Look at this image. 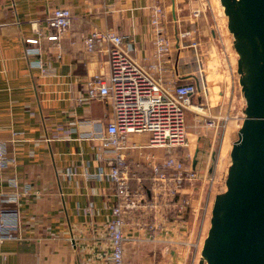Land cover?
Returning <instances> with one entry per match:
<instances>
[{
    "label": "crops",
    "instance_id": "1",
    "mask_svg": "<svg viewBox=\"0 0 264 264\" xmlns=\"http://www.w3.org/2000/svg\"><path fill=\"white\" fill-rule=\"evenodd\" d=\"M157 2L166 8L165 31L173 41L164 79L199 84V52L190 46L191 38L181 33L196 29L197 40L205 39L206 14L189 19L200 0H0V142H7L9 154L16 159L14 167L0 172V218L9 212L18 218L16 238L0 240V264H112L103 224L113 217L115 187L108 177L87 175L108 166L107 160L98 158L99 141L90 136L99 123L113 118V109L109 100L79 101L90 77L109 75L110 46L103 43L88 52L84 38L95 26L113 29L128 36L125 47L141 64L155 63L150 13ZM57 7L70 8L74 18L59 40L51 41L47 35L56 31L47 18ZM39 32L43 33L40 43L26 41ZM214 36L210 26V47ZM34 47H40L41 53L29 54ZM37 60L43 68L34 65ZM228 91L226 86L220 93L221 107H213L215 113L228 112ZM230 123L238 127L239 120ZM189 129L188 134L194 135V127ZM149 137L131 134L129 144L142 146ZM126 153L133 171L148 184L145 156L154 154L162 160L166 150L137 147ZM69 171L72 174L67 175ZM12 175L20 180V188L10 185ZM23 184L34 193L21 195ZM132 187H138L135 177ZM190 236L175 231L153 240L151 235L133 233L126 250L134 255L132 264H192V250L181 244ZM147 241L165 245L146 243L142 249L140 242Z\"/></svg>",
    "mask_w": 264,
    "mask_h": 264
},
{
    "label": "built area",
    "instance_id": "2",
    "mask_svg": "<svg viewBox=\"0 0 264 264\" xmlns=\"http://www.w3.org/2000/svg\"><path fill=\"white\" fill-rule=\"evenodd\" d=\"M213 6V0H200L191 8L189 19L201 18ZM73 18L70 8H54L47 21L49 27L56 32L48 34L47 39L59 40L61 34L71 26ZM165 21L166 8L159 2L154 3L151 6L150 22L154 34L153 56L157 61L147 66L141 64L125 47L128 36L118 34L113 29L95 26L84 38L88 52L96 51L103 43L110 46L108 49L109 75L95 74L90 77L86 82V94L79 98V101L109 100L113 109V118L107 123H99L96 132L90 136L99 141L98 158L102 161L107 160L108 166L99 167L97 173L87 175L88 178L97 179L108 177L115 187L116 202L112 208L113 217L103 224L105 237L110 242L112 264H126V245L133 239L126 231V218L130 214L139 211L140 208L151 210L159 207L174 216L172 221L163 225L161 233L175 231L181 233L179 227L169 228V226L176 224L180 228L187 229L189 222L184 216L191 206L192 192L197 187L196 183L207 181L206 185H209L211 193L215 182L214 174L210 177L208 173L201 175V171L194 166L195 156L189 154V162H187L186 158H178L172 153L174 148L185 146L189 142L186 114L188 110L195 112L201 109L200 105L194 102V96L199 90H205L206 84L202 78V69L199 84L177 83L164 79L166 57L173 49L172 38L165 31ZM181 35L191 38L190 46L197 50L200 42L196 37V29L184 30ZM42 37L43 33L39 32L38 37L29 38L26 41L29 44H38ZM28 53L40 54L41 48H29ZM34 65L44 67L41 60L35 61ZM193 106H197L198 109H193ZM244 117L210 113L208 125L216 130L220 127L227 128L230 120L240 119L242 122ZM137 133L149 134L148 142L142 146L130 145L129 136ZM137 147L166 150L162 160L154 154L145 156L144 164L150 171L148 184L144 183L138 172L133 171L127 157L126 151ZM15 165L16 159L9 154L7 142L1 141L0 172H7ZM137 166L139 167L140 164L137 163ZM66 174L72 173L69 171ZM134 177L138 181V187L135 189L132 187ZM9 183L15 189L21 187V182L15 175L10 176ZM33 193L34 190L29 184L22 185L21 195ZM210 193H208L206 209L210 204ZM17 226L18 218L15 212L2 214L0 240L16 238L13 232ZM183 232L191 236L189 241L181 244L189 245L193 254L192 264H196V259L202 250L201 243L205 239L201 237L191 239L192 233ZM151 239H156L155 233L151 234Z\"/></svg>",
    "mask_w": 264,
    "mask_h": 264
},
{
    "label": "water",
    "instance_id": "3",
    "mask_svg": "<svg viewBox=\"0 0 264 264\" xmlns=\"http://www.w3.org/2000/svg\"><path fill=\"white\" fill-rule=\"evenodd\" d=\"M220 2L238 54L246 107L199 264H264V0Z\"/></svg>",
    "mask_w": 264,
    "mask_h": 264
},
{
    "label": "rangeland",
    "instance_id": "4",
    "mask_svg": "<svg viewBox=\"0 0 264 264\" xmlns=\"http://www.w3.org/2000/svg\"><path fill=\"white\" fill-rule=\"evenodd\" d=\"M213 5V8L208 9L206 12V17L202 23L205 28V39H201V43L197 47L199 64L203 70L202 78L205 81L206 89H201L198 92L199 94L194 96V102L199 104L201 109L195 112L188 110L186 114L187 130L190 131L189 128L192 125L195 134H189V142L187 145L172 150L174 156L182 159L186 158L187 162H189V154L195 156L197 160L196 167L201 171V175L208 173L209 177L213 174L215 176L211 193L208 187L209 185H206L207 181H198L196 183L197 187L192 192L191 206L184 216L189 222L187 229L180 228L176 224L169 226V228L179 227L180 232L187 231L192 233L193 237H198L199 239L200 237L205 239L208 234L215 196L226 190V179L231 165V149L233 143L238 139V130L243 123L239 119L240 126L238 125L237 127V124H231L230 120L227 128L220 127L216 130L208 125V118L210 117V113L219 115V113L214 112L213 107H221L222 100L220 99V93L226 90V86L230 89L228 91L229 102L226 103V110L228 112L222 115L230 114L241 118L245 116L244 109L246 107V101L242 94L237 71L238 54L234 48L233 35L227 26L228 18L220 0H213ZM210 26L214 28L215 32L214 44L211 47ZM225 34L227 39L224 37ZM229 111L232 112L229 113ZM210 136H212L213 140L211 144ZM208 193H210L211 198L209 199L210 204L206 209L209 197ZM142 203L145 202L142 201ZM173 218V214L163 211L159 207L158 209L154 208L151 210L140 208L139 211L130 214L126 218V231L129 236L133 233L147 235L155 233L157 236L161 233L163 225L172 221ZM140 243L141 247L142 244L146 243L147 245L153 244L154 247H156V244L158 246L159 244H164L163 242L154 241ZM203 243H201L202 247ZM133 256H129L126 250V264H132L130 258H133ZM197 259L199 261L196 264H199L201 252Z\"/></svg>",
    "mask_w": 264,
    "mask_h": 264
},
{
    "label": "bare ground",
    "instance_id": "5",
    "mask_svg": "<svg viewBox=\"0 0 264 264\" xmlns=\"http://www.w3.org/2000/svg\"><path fill=\"white\" fill-rule=\"evenodd\" d=\"M192 108H193V109H198L197 106H193Z\"/></svg>",
    "mask_w": 264,
    "mask_h": 264
},
{
    "label": "trees",
    "instance_id": "6",
    "mask_svg": "<svg viewBox=\"0 0 264 264\" xmlns=\"http://www.w3.org/2000/svg\"><path fill=\"white\" fill-rule=\"evenodd\" d=\"M144 166H145V164H144ZM144 168V167H143Z\"/></svg>",
    "mask_w": 264,
    "mask_h": 264
}]
</instances>
